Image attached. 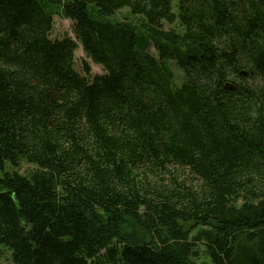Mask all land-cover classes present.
Listing matches in <instances>:
<instances>
[{"label":"trees","instance_id":"1","mask_svg":"<svg viewBox=\"0 0 264 264\" xmlns=\"http://www.w3.org/2000/svg\"><path fill=\"white\" fill-rule=\"evenodd\" d=\"M202 254L264 264V0H0V264Z\"/></svg>","mask_w":264,"mask_h":264},{"label":"rangeland","instance_id":"2","mask_svg":"<svg viewBox=\"0 0 264 264\" xmlns=\"http://www.w3.org/2000/svg\"><path fill=\"white\" fill-rule=\"evenodd\" d=\"M124 17H131L129 15V10L128 9H123L119 13L116 14L115 19L121 20ZM64 36H69L72 38H75V35L73 33V23L65 18L63 15L58 14L54 17V29L52 32V37L54 39H60L63 38ZM152 53H155V49L152 47L151 49ZM76 58H77V65L78 69L82 71V66L84 62H87L91 66L92 74L97 75V74H103L104 70L102 66L95 64L91 59L87 58L85 53L83 52L82 48L80 47L77 52H76ZM176 68V67H175ZM8 170L12 171L9 166H7ZM35 166L28 164V163H22L21 167L18 169H15V171H18L22 175H27L29 174ZM14 171V170H13ZM170 175L166 174L163 176L164 180L166 183H169ZM184 178V175L180 178L182 180ZM196 264H211L209 259L202 254L200 259L196 261Z\"/></svg>","mask_w":264,"mask_h":264}]
</instances>
